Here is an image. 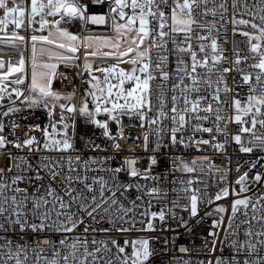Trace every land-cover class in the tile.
I'll return each mask as SVG.
<instances>
[{
  "label": "snow or ice",
  "instance_id": "obj_1",
  "mask_svg": "<svg viewBox=\"0 0 264 264\" xmlns=\"http://www.w3.org/2000/svg\"><path fill=\"white\" fill-rule=\"evenodd\" d=\"M96 2L100 3L103 0ZM109 2L114 4L110 9L111 28L116 34L114 37L75 35L61 28L60 20L54 21L55 31L50 30L47 35H43L45 26L49 24L44 18L45 15L61 14V20H64L66 15L68 22L78 18L83 22L85 31L89 21L93 24L106 22L104 16H86V6L78 5L73 0H47L46 4L42 0H30V6L21 3L9 6L7 0H0V10L4 13L0 18V25L12 23L16 29H20L25 27L27 21L25 31L31 30L30 37L14 31L9 38L5 33L6 41L17 47L20 55L16 64L9 62L7 72L0 74V109L6 108L0 111V154L11 145L21 151L27 148L28 156L35 159L33 164L28 156H13L7 153L12 163L7 172L0 168V233H3L0 235L2 241L0 264H29V248L36 254L34 264H39L40 259H43L45 264H61V261L63 264H145L152 255L147 239L131 241L126 239L122 246L116 239L97 241L93 237L91 245L94 248L89 251L87 234L90 229L92 232L105 234L113 230L125 233L138 222L145 225L143 230L155 231L152 219L158 217L163 223L165 210L162 208L159 212L149 213L148 209L151 208L153 199L159 201L167 192L163 191L159 184L149 186L147 183L138 182L159 180V176L152 175V167L158 163L156 155L148 157V166L143 170L136 167L139 158L132 157H125L117 167H103L105 162L115 159L114 156L102 157L99 161L96 157H90L81 163L80 155H72L76 152V122L75 120L71 124L68 122L70 117L77 114L85 118V123L101 129L102 136L113 141L114 151L121 149L116 136L125 139L122 120L124 116L130 120L132 117L137 118L143 130L141 147L146 152L150 136L154 137L152 149L154 153L169 146L173 149L177 147L187 149L195 145L197 151H202L199 148L201 144L211 145L218 151H226L227 140L223 143L218 142L216 134L227 137V124L233 121L239 128L232 139L239 146L241 153H252L254 148L264 151V134L256 132L257 125L264 129V0H254L251 7L247 0H231L233 35L239 30V34L246 38L249 47L248 54L244 56L239 54V49L234 48L236 58L228 67L222 64L228 58L223 55V49L218 51L217 36L213 34L219 31L216 26L217 13L219 12L221 21L226 19L228 0H221L218 6L215 0H212V7H209L210 0H109ZM45 9L48 10L47 13ZM126 9L131 11V15ZM37 16L41 17L39 21L35 20ZM209 16L212 20H208ZM238 16L240 18H237ZM244 16L249 18L245 19ZM33 23H39L40 28L38 30L32 28ZM248 28L252 31L245 30ZM3 31L4 28L0 27V32ZM20 46H23V50H20ZM81 48L83 71L89 74L90 79L84 82L89 85V89L83 93L77 107L72 102L76 96L75 89L70 93L55 91L53 80L57 76L59 64L79 67L75 61L81 58L77 55ZM26 51L30 52L28 60L31 68L30 84L26 89L28 95L19 87L25 84L28 77L25 70ZM44 57H47V62L42 60ZM170 58L175 65L172 71H169ZM95 60H99L101 65L110 63V66H98L94 70ZM121 63L131 64V70L126 71L118 67ZM242 63L247 64L253 71L241 67ZM4 68L5 62L0 59V70ZM94 71L104 74L103 81L94 74ZM232 72L237 74L232 78L235 87L243 89L247 85L246 91H239L233 95V88L227 82L228 74ZM13 73L20 74L11 81L17 87L8 91L5 82ZM213 75L215 80L212 79ZM113 79L116 83H112ZM153 81H159L155 87ZM102 84L106 86L102 87ZM126 84L131 87L126 88ZM13 95L16 100L12 99ZM6 97L7 105L4 104ZM17 100L23 107L17 106ZM61 101L65 103H60ZM89 103L93 105L91 109ZM57 106L60 108L59 119L55 118ZM39 108L47 111L48 124L44 127L39 124L29 125L28 131L21 137L16 132L21 125L14 120L10 121L8 135L13 139L9 140L5 135L6 125L2 118ZM226 108L233 110L234 115L225 111ZM101 115L106 118L99 119ZM213 117V127H204L203 122ZM23 119L26 120L27 117ZM110 123L116 125V135H113ZM37 131L41 133L42 141L35 134H31ZM186 131L190 132L187 140L184 136ZM196 133H208L211 139H203L202 136L195 139ZM244 133L250 134L247 145L242 139ZM136 139L139 140L141 137ZM86 146L90 150L98 149L101 152L107 150L104 146L95 144L91 137L88 138ZM176 159L180 163L179 165L174 163L173 170L179 168L185 173L196 172L198 161L210 162L208 156L196 157L191 164L185 162L183 157ZM97 163L100 167L91 166ZM214 167L215 165L210 163L209 170ZM252 167H255V164ZM13 169L15 173L8 176L7 173H12ZM200 171L204 172V167H201ZM90 172L107 173L108 178L104 175L90 177ZM121 172L137 180L121 181L119 179ZM246 177L247 172L236 180V183L241 185V192L247 191ZM226 178L227 170L221 179ZM260 180L261 175H255V181ZM198 182L193 179L181 181L180 183L186 186L179 190L172 189L173 192L183 193L188 204H178L180 198L178 195L173 201V207L168 209L169 214L175 217L173 209L180 207L189 211L191 217H196L200 199L206 198L209 204L213 202L206 191L201 193L200 188L193 187V184ZM21 183H25L27 187H20ZM133 187L137 193L142 192L144 196L149 197L148 206L140 215L150 219L136 221L129 217V213L137 207L136 201H142V196L138 194L135 199L129 201L132 207H125L122 199H128L127 193ZM233 194L237 197L240 195L234 191ZM228 195L229 188L223 187L215 194L214 200L219 201ZM261 200H264V196L255 203L251 202V197L234 199L226 225L225 215L228 208L224 206L215 208V212L220 215L218 220L213 222L215 231L209 233L212 241L208 249L210 253H216L217 243L220 245V254L215 256L214 264H264V255L260 254L264 251V204L260 203ZM250 204L251 216L248 212ZM257 212H260L259 218ZM238 213L244 218L237 223ZM254 221L260 225L259 229L253 227ZM104 223L108 227H104ZM125 224L131 225V228L125 227ZM242 225H246L242 233L243 239L240 231ZM181 226L188 227L183 217ZM81 228L82 233L76 235L77 230ZM221 230L224 232L223 240L220 239ZM44 233L58 234L60 236L58 244L60 248L68 249L67 254L61 255L55 247L57 241L49 238L44 240V245L52 247L53 258L41 257L40 253L45 249L36 237ZM13 236H18L25 242L14 241ZM129 243L132 246L130 254L126 252ZM109 244L116 249L114 256L110 255L112 247H109ZM225 248L228 249L227 255ZM180 251L187 252V249L181 247ZM207 264H213V261L209 260Z\"/></svg>",
  "mask_w": 264,
  "mask_h": 264
},
{
  "label": "built area",
  "instance_id": "obj_2",
  "mask_svg": "<svg viewBox=\"0 0 264 264\" xmlns=\"http://www.w3.org/2000/svg\"><path fill=\"white\" fill-rule=\"evenodd\" d=\"M47 0H42L43 3L46 4ZM78 5H85L86 6V12L85 15L88 17H91L93 15L96 16H104L105 17V23L104 24H93L91 21L87 23V31L84 30L83 22L76 18L72 19L71 22H68V17L65 15L64 20H61V14H57L55 16L51 15H45L44 18L49 21V24L45 26L43 35H47L50 30L55 28L54 21L60 20V24H67L70 25L80 36L84 35H107V36H115V32L111 28V21H110V9L114 5L113 3H110L109 0H103V2L97 3L96 0H73ZM221 0H215V4L218 6ZM249 6L254 3V0H247ZM9 6H12L10 2H8ZM21 3L26 4L30 6V0H14V4ZM229 8L228 12L226 13V19L221 21L219 19V12L217 13L216 17V26L219 30L218 33L214 32L213 34L217 36V45H218V51L220 49H223V55L227 57L228 59L226 61H223L222 64L224 67H228L230 63L236 58V51H234V48L239 49V54L241 56L248 54V44L246 43V38L241 36L239 34V30H237L236 34L233 35V25L231 23V17H232V8H231V0H228ZM212 0L209 2V7H212ZM47 9H45V13H47ZM241 11H243V8L241 6ZM4 15L3 11L0 10V18H2ZM40 16H37L35 18L36 21L40 20ZM237 18H240L239 16ZM243 18L248 19L249 17L244 16ZM208 20H212V17L209 16ZM123 23V21H119ZM259 23V21H256ZM0 27L4 28L3 32H0V39H5V33H7V36L10 38L11 34L15 31L18 32L20 35H25L27 37H30L31 30L25 31V27H27V21L25 24V27H22L20 29H16L15 25L12 23H8L6 25H0ZM13 27V30L11 32H6L5 30L8 28ZM33 28V27H32ZM34 28L39 29L40 25L39 23H34ZM239 28V26H238ZM248 31H252L250 28L245 29ZM37 34H41L37 32ZM206 34V33H205ZM206 43H210V41H206ZM1 46V41H0ZM171 48V45H169ZM30 48V44H29ZM20 50H23V46H20ZM210 51V50H209ZM20 51L17 47H13L10 43H8V48L5 51L0 50V59H3L5 62V68L0 70V74H3L4 72H7L8 70V63L11 62L12 64L17 63L19 60ZM25 58H26V66L25 70L28 73L27 83L24 85H20L19 87L22 90H25L26 95V89L28 85L30 84V78L29 74L31 72L30 68V61L28 60V57L30 55V52L26 51L24 52ZM211 63V61H209ZM251 63V61H249ZM175 65L171 62L170 58V65H169V71H172L174 69ZM241 67L245 68L247 71H253L252 69L248 68L247 64L242 63ZM16 75H20L19 73H16ZM237 74L235 72H232L228 74V84L230 87L233 88V95L236 92L239 91H246L247 85L244 86L243 89L236 88L233 83V77H236ZM255 73L253 72V83H255L254 80ZM238 78V77H237ZM213 80H215V75L212 77ZM159 81H153V87H155L156 83ZM6 86L8 88V91H11L10 85L13 83L11 82H5ZM171 84V81H169V86ZM15 85V84H13ZM17 87V85H15ZM73 88V85L71 86ZM74 89V88H73ZM79 96L83 95L81 90L79 89ZM168 96H171V93H168ZM224 98L223 95L221 97ZM13 99V96H12ZM23 99V97H21ZM13 100H16L14 98ZM4 104H8L7 97L5 98ZM17 106L23 107V105H20V101L17 100ZM171 106L169 102V107ZM93 105L89 103V108L91 109ZM6 110L0 109V111ZM225 111L229 112V114L234 115V111L231 109L226 108ZM204 113H201L203 115ZM60 115V109H55V118L59 119ZM67 115V113H65ZM23 117H27V119H23ZM101 119H105L106 117L101 115ZM99 118V117H98ZM3 122L5 123V135L8 136V139L11 140L13 137L11 135H8L10 132V127L8 126L10 121H15L16 123L20 124L21 127L16 130L17 134L21 137L23 136L24 132L28 131L29 125H36L39 124L41 127H44L48 124V117H47V111L43 108H39L36 110H25L21 113L17 114H11L9 117L2 118ZM75 120L76 122V139H75V147L76 152L72 153V155H80L82 157L81 163H83L84 160H89L90 157H96L99 161L102 157H108V156H114L115 159L108 160L103 164V167H117L120 166L122 160L125 157H132V158H139V162L137 163L136 167L140 168L141 170L147 168L148 166V157L150 155H156L157 157V165L152 167V175L153 176H159V180H150V181H143L139 180L138 182L141 184L147 183L149 186L159 184L160 188L167 192L166 196H161L159 201L153 199L152 200V206L148 209L150 212H159L162 208L165 210V220L163 223L159 221V218L152 219V223L155 227V231H145L143 230L145 225H142L140 223H136L134 228H131V225L125 224V227L131 228L129 232L125 233H118L115 230H113L111 233H101V232H92L91 229L89 231L88 239H89V251H92L94 246L91 245V239L95 237L97 241L102 239H116L122 246L124 241L127 239L129 241L135 240V239H147L149 240V249L152 252V255L149 257V260L145 262V264H207L209 260L213 261L215 260V256L219 255V243H217V252L216 253H210L208 249L211 247V241L212 237L209 235L210 232L215 231L213 228V222L214 220H218L219 213L215 212V208L217 206H224L228 208V213L225 215V225L227 224L228 215L231 214V202L236 198H244V197H251V202L255 203L261 196H264V151H261L258 148H254L252 153H241L239 151V146L235 144L232 137L233 135L237 134L239 125H237L234 121L227 124V137L222 134H216V140L218 142H225L227 140L226 144V151H218L211 147V145H199V148L202 149V151H197L196 146L193 145L187 149H184L182 147H177L176 149L169 147L161 148L158 152H153V146H154V137L150 136L149 138V146L148 151H144V149L141 147L142 144V129L140 128V124L136 117H132L131 120L129 117L124 116L122 117L123 120V126L125 129V139H120L119 136H116V139L121 144V149L119 151H114L112 148V140H109L102 136V130L95 128V126L91 124L85 123V118L77 114L75 117H70L68 122L71 124L72 121ZM212 120H214V117L210 119L209 121L203 122L204 127H213ZM221 126L223 127V122L221 123ZM250 126V125H246ZM110 128L113 132V135H116V125L114 123H110ZM50 130V129H49ZM257 134H264V129L260 128L259 125H257L256 128ZM39 139L42 141V136L39 131L35 133ZM69 134H72V130H69ZM190 134L189 131H186L184 136L185 140H187L188 135ZM215 134V130H214ZM201 136L203 139H211V135L208 133H196L195 139H200ZM91 137L95 144H100L104 146L107 150L104 152L99 151L98 149L90 150L86 146V142L88 138ZM136 137H141V139H136ZM250 138L249 133L242 134V139L244 140L245 144L247 145V141ZM179 139V136H178ZM22 142V140H21ZM168 139L165 138V143L167 144ZM250 146V145H249ZM7 153H11L13 156H28V149L25 148L23 151L13 148L11 145H9L5 150H3V154H0V168L5 169L7 172V168L10 166L12 161L8 159ZM48 154V153H44ZM39 155V154H36ZM201 156H208L210 158L209 161H198L196 165V172L193 173H185L179 168L176 170H173V164L179 165L180 161L177 160V157H183L185 162H188L191 164V161L196 157ZM28 159L30 162L35 164V159L33 156H28ZM210 163L212 165H215L214 168L210 169ZM255 164V167H252V165ZM93 168L100 167V164H92ZM204 167L205 171L201 172L200 168ZM219 169L220 171H217ZM239 169V171H237ZM227 170V178L226 180H222L221 177L224 175V171ZM245 172H247V177L245 181V186L247 187L246 192H241V185L236 183V180L242 176ZM15 173V169H13L12 173H7L8 176H11ZM29 175H33V173H28ZM261 175V180L259 182L255 181V175ZM93 175H104L105 178H108L107 173L99 172H90L89 176ZM119 179L124 182L128 181H136L137 178H132L127 175L125 172H121L119 174ZM189 179H193L194 181H199L198 183H194L193 187H198L201 189V193L207 192L209 194V197L213 199V202L211 204L206 202V198L200 199L198 201V215L196 217H191L189 211L183 210L180 207H176L173 210L175 211L176 215L173 217L171 214L168 213V209L173 207V201L177 199V196L179 195V200L177 201L180 205L188 204V201L184 199L183 193L173 192L172 189L176 188L179 190L181 187L186 186L182 185L181 181H187ZM20 187H27L25 183H21L19 185ZM55 187V185H54ZM61 188L63 185L60 186ZM228 187L229 188V195L226 198H223L219 201H215L214 197L217 192L220 191L221 188ZM32 189H29V192H31ZM233 191L235 193H239V197L233 194ZM11 194V193H9ZM142 196V201L137 200L136 205L137 207L134 209L132 213H129L130 218H134L136 221H139L141 219H150L142 217L140 214L144 211L145 208L148 206L149 197L144 196L143 193H137L135 190V187L127 193L128 199L124 200L122 199V202L124 203L125 207L131 208L132 205L129 201L135 199L137 195ZM119 195V193H118ZM261 204H264V200L260 201ZM259 207V205H258ZM243 209H241L242 213ZM249 216L252 215L251 210V204L249 205ZM206 213H211V215H206ZM241 213H238V220L243 219V215ZM257 218L260 216V212L256 213ZM181 217H183V220L187 222V228L181 226ZM104 227H108L106 223L103 224ZM246 227V225L241 226V239H243V230ZM253 227L255 229H259L260 225L256 224L255 221L253 222ZM190 229V231H189ZM82 233V228L78 229L75 233L76 235H79ZM0 235H3V233H0ZM72 235V234H70ZM53 239L57 241L55 247L57 250L61 252V255H65L68 252V249L66 248H60L58 244V240L60 239V236L56 233H44V234H38L36 239L40 241L42 245H44L45 239ZM224 238V232L221 230L220 232V239L223 240ZM14 241H19L20 243H24V240H20L18 236H13ZM174 241V242H173ZM31 241L29 240V243ZM71 242V241H69ZM2 243V241H0ZM109 247H112L111 244H109ZM184 247L187 249V252H181L180 248ZM44 251L40 253L41 257H47L48 259L53 258V249L52 247H49L48 245H44ZM83 251V249H81ZM132 246L131 243H129L128 247L126 248L127 253H131ZM116 253V249L112 247V253L110 255L114 256ZM228 254V249L225 248V255ZM261 255H264V251L260 253ZM29 255V264H34L36 260V254L32 252L31 248L28 250ZM91 259V258H89ZM39 264H45L43 259H40ZM61 264L63 262L61 261Z\"/></svg>",
  "mask_w": 264,
  "mask_h": 264
},
{
  "label": "rangeland",
  "instance_id": "obj_3",
  "mask_svg": "<svg viewBox=\"0 0 264 264\" xmlns=\"http://www.w3.org/2000/svg\"><path fill=\"white\" fill-rule=\"evenodd\" d=\"M8 2L11 3V5H14V0H7ZM47 3V1H46ZM114 6V5H113ZM129 15H131V11L127 10ZM61 28L67 29L69 30L71 33L75 34V35H79L70 25L67 24H60L59 25ZM32 27L34 28V23L32 25ZM56 28V26H55ZM55 28L52 31H55ZM13 30V27L6 29V32H11ZM99 36H107V35H99ZM109 37H114V36H109ZM1 41V46H0V50L5 51L8 48V42L6 41V39H0ZM107 50V49H105ZM77 55H79L81 58L79 60L75 61V64L79 65V67H73L71 66V64L65 65L64 63H61L58 65L57 68V76L54 78L53 80V90L55 91H59L61 93H70L72 92L74 89L76 91V96L74 98V100L72 101L73 103H75L77 105V107H79L80 102L83 98V95L79 96V89L81 90L82 94L89 89V85L87 83H84L85 81H88L90 79V76L87 72L83 71V48H81V51L79 53H77ZM91 59V58H90ZM42 60L44 62H47V57L42 58ZM16 64V63H14ZM98 66H103V67H109L110 63H103L101 65V62L99 60H95L93 62V69L95 70L96 67ZM118 67L125 69L126 71H130L131 70V64L129 63H121L118 65ZM94 74L98 77H100V80L103 81L104 78V74L100 73V72H95ZM19 75H16V73H13L9 78L8 81L6 82H11L13 80H15ZM31 76V72L29 74V78ZM27 83V79L25 80V84ZM112 83H116V81L113 79ZM24 85V84H23ZM73 85V88L71 87ZM102 87H105L106 85H101ZM11 88H15V85H10ZM126 88L131 87V85L126 84L125 85ZM116 91V89H114V92ZM26 95H28V92H26ZM16 98L15 95H13V99ZM89 101L91 100V98H88ZM123 102V101H121ZM60 103H65V101H61ZM56 109H60L59 106L56 107ZM99 119H101V117H99ZM102 120V119H101Z\"/></svg>",
  "mask_w": 264,
  "mask_h": 264
},
{
  "label": "crops",
  "instance_id": "obj_4",
  "mask_svg": "<svg viewBox=\"0 0 264 264\" xmlns=\"http://www.w3.org/2000/svg\"><path fill=\"white\" fill-rule=\"evenodd\" d=\"M53 29H54V28H53ZM53 29H52V30H53ZM52 30H51V31H52Z\"/></svg>",
  "mask_w": 264,
  "mask_h": 264
}]
</instances>
